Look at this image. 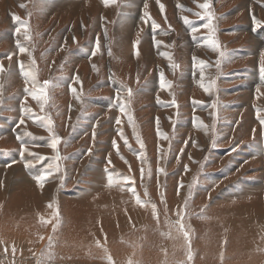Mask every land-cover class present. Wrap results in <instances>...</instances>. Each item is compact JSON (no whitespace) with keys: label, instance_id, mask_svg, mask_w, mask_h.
<instances>
[{"label":"rangeland","instance_id":"374dc122","mask_svg":"<svg viewBox=\"0 0 264 264\" xmlns=\"http://www.w3.org/2000/svg\"><path fill=\"white\" fill-rule=\"evenodd\" d=\"M204 2L159 0L158 4L157 0H116L106 5L104 0H0V65L3 66L0 71V264H18L13 262L18 260L17 256L4 251L10 244L2 241L7 230L2 228L6 225L13 232L16 221L21 218L27 223L29 216L39 223L31 228L40 238L45 236L41 230L49 224L50 234L53 233L57 218L56 228H62L59 231L65 236L66 231L91 229L94 225L87 223L88 220L99 222L103 237L95 234L94 241H99L102 248L92 255L94 258L85 259L87 264L109 263L104 246L111 252L112 260L129 264L122 261L123 250H113L124 249V245L130 246L127 252L130 256L132 252L131 261L134 256L140 257L136 264H142V258L146 264H159V258L161 264L178 261V264H264L263 250L262 254H257L258 248L257 253L247 251L260 238L264 240V187L255 186V193L248 189L260 181L264 183V128L257 118L258 114L264 117V81L256 79L264 66V0H211L214 38L224 57L208 47L209 31L203 27L207 19L196 15L204 11L199 7ZM145 12L150 19H141ZM13 15L20 20L14 21ZM183 17L190 23L185 24ZM24 21L26 29L21 26ZM153 21L160 26L158 29L153 30ZM254 22H259V26ZM17 27L21 28L19 33ZM193 27L198 29L195 34L191 31ZM97 38L100 49L92 56ZM137 40L139 44L134 49ZM154 40L161 43L156 45ZM19 47L28 49L31 56L28 52L20 53ZM137 50L139 55L135 54ZM161 52L169 53L171 62L180 67L170 68V60L160 55ZM25 57L32 65L38 85L44 87V81L50 82L45 88L46 101L34 100L25 92L26 87H32L23 75L24 65L28 63ZM194 57L197 62L203 60L210 65L205 69V83L215 81L211 94L199 86L200 74L193 67ZM217 59L221 61L219 67ZM161 71L171 82L170 88L159 87ZM75 76L79 77L78 81L73 79ZM129 88L131 97L127 93ZM77 90L80 99L76 98ZM117 90L127 108L124 113L113 103ZM173 99L178 107L171 105ZM217 100L220 106L213 116L210 105ZM22 102L30 113L22 114ZM22 116L23 124L19 123ZM42 116L52 120L53 130L61 138L56 151L49 147L50 134L39 119ZM117 117L121 119L119 126ZM200 121L208 127L201 126ZM121 130L127 145L119 135ZM163 134L169 139H162ZM18 136L22 139L18 140ZM137 136L145 143L143 149ZM114 139L117 148L112 147ZM21 145L28 149L23 158ZM141 152L145 166H140L137 160ZM57 153L61 155L59 160L55 159ZM125 159L131 163L130 167ZM26 163L33 167H25ZM50 164L58 165L59 170L53 169L54 174L46 179L45 186L38 188L33 177ZM185 165H189L188 171ZM158 168L164 172L158 174ZM109 172L113 175L111 185L107 179ZM5 175L8 180L4 179ZM124 176L132 179L124 181ZM181 182L183 187L178 195L177 186ZM189 185H193L191 194ZM240 185L244 187L240 189ZM130 189L141 201H147L143 207L136 203ZM186 197L189 199L184 207ZM152 204L156 205V216ZM181 208L186 215L182 222L185 230H190V241L184 239L178 225L173 226ZM253 212L259 214L261 221L255 227L256 233L252 228L240 227L243 220L251 221ZM75 223L79 229L73 228ZM189 243L193 250L191 261L187 259ZM221 256L226 257L222 260ZM20 261L22 264L25 260ZM29 261L34 264L32 259Z\"/></svg>","mask_w":264,"mask_h":264},{"label":"bare ground","instance_id":"6f19581e","mask_svg":"<svg viewBox=\"0 0 264 264\" xmlns=\"http://www.w3.org/2000/svg\"><path fill=\"white\" fill-rule=\"evenodd\" d=\"M9 3L11 4V1H9ZM12 5V4H11ZM47 12V11H46ZM39 13V12H38ZM10 17H12V16H10ZM40 17V16H39ZM27 27V26H26ZM25 29V28H24ZM8 36L10 35V34H7ZM6 35V36H7ZM11 39H12V37H10ZM14 38V37H13ZM155 44V43H154ZM206 44V43H205ZM164 46V45H163ZM260 46V45H259ZM107 48V47H106ZM163 49V48H162ZM14 54V53H13ZM27 54V53H26ZM25 54V55H26ZM193 54H194V52H193ZM17 55V54H16ZM23 56V55H22ZM19 57V56H18ZM17 57V58H18ZM135 57H137L136 55H135ZM115 58V57H114ZM25 59H26V61L28 62L27 64H25L24 65V69H26L25 71H32L33 72V70H32V65H31V63L28 61V59L25 57ZM155 59V58H154ZM167 59H169V58H167ZM96 61V60H95ZM141 62V61H140ZM20 63V62H19ZM18 63V64H19ZM169 64V63H168ZM20 65V64H19ZM22 65V64H21ZM142 66V65H141ZM9 67V66H8ZM174 72V71H173ZM257 72V71H256ZM188 73V72H187ZM259 73V72H258ZM3 74V73H2ZM78 74V73H77ZM150 74V73H149ZM175 74V73H174ZM257 74V73H256ZM165 75V74H164ZM198 75H199V73H198ZM197 76V75H196ZM244 76V75H243ZM261 76V75H260ZM260 76L258 77H256V79L257 80H262V81H264V79H262V78H260ZM206 77V76H205ZM245 78V77H244ZM198 79V78H197ZM196 79V80H197ZM29 82V81H28ZM31 82V81H30ZM115 82V81H114ZM113 82V83H114ZM199 82V81H198ZM208 82V81H207ZM117 83V82H116ZM262 83V82H261ZM118 85V84H117ZM170 91V90H169ZM247 91V90H246ZM76 97H77V95L79 96L80 95V92L77 90L76 91ZM80 97V96H79ZM35 100V99H34ZM183 100V99H182ZM26 102V101H25ZM27 103V102H26ZM41 103V102H40ZM130 103V102H129ZM29 104V103H28ZM127 104V103H126ZM38 105V104H37ZM40 105V104H39ZM241 105V104H240ZM193 106V105H192ZM163 110V109H162ZM207 110V109H206ZM209 110V109H208ZM125 111H127V108H125ZM194 111V110H193ZM207 112V111H206ZM199 113V112H198ZM201 113V112H200ZM208 113L210 114V112L208 111ZM9 116V115H8ZM192 116V115H191ZM198 116H199V114H198ZM202 116V115H201ZM209 116V115H208ZM210 116H211V114H210ZM43 117V116H42ZM172 119V118H171ZM203 119V118H202ZM256 119V118H255ZM177 121V120H176ZM201 122V121H200ZM199 122V123H200ZM39 126V125H38ZM208 127V126H207ZM20 128V127H19ZM198 129V128H197ZM201 130V129H200ZM264 130V129H263ZM202 131V130H201ZM205 131V130H204ZM207 134H208V131L206 132ZM16 134V133H15ZM24 134V133H23ZM124 134V133H123ZM164 135V134H163ZM192 135H194V134H192ZM198 136V135H197ZM73 137V136H72ZM160 137V136H159ZM192 137V136H191ZM17 138V137H16ZM141 138V137H140ZM193 138V137H192ZM214 138V137H213ZM163 139V138H162ZM33 140V139H32ZM2 141V140H1ZM94 142V141H93ZM161 142V141H160ZM32 143V142H31ZM191 143V142H190ZM145 144V143H144ZM161 145V144H160ZM192 145V144H191ZM193 146V145H192ZM198 146V145H197ZM162 147V146H161ZM109 148V147H108ZM163 148V147H162ZM191 148V147H190ZM198 148V147H197ZM8 150V149H7ZM14 150V149H13ZM192 152H194V151H192ZM46 153V152H45ZM25 154H26V152H25ZM60 154V153H59ZM197 155V154H196ZM199 155V154H198ZM61 156V155H60ZM195 156V155H194ZM238 158V157H237ZM189 159V158H188ZM83 160H85V159H83ZM137 160H138V162H139V165L141 166H145V164H144V161H145V157H144V155H143V159H141L140 158V153H138L137 154ZM6 161V160H5ZM50 162V161H49ZM125 162H126V166H128V167H130V164L131 163H129V161H127L126 159H125ZM160 163V162H159ZM193 163V162H192ZM82 165V164H81ZM80 165V166H81ZM189 166V165H188ZM10 168V167H9ZM32 169V168H31ZM34 169V168H33ZM80 169V168H79ZM191 169V168H190ZM142 170V169H141ZM108 171V170H107ZM117 171V170H116ZM135 171V170H134ZM140 171V170H139ZM263 172H264V168H263V170H262ZM217 172V171H216ZM6 173V172H5ZM218 173V172H217ZM52 174H54V173H52ZM183 174H185V173H183ZM226 174V173H225ZM257 174V173H256ZM26 175V174H25ZM237 175V174H236ZM27 176V175H26ZM223 176V175H222ZM264 176V175H263ZM262 176V177H263ZM99 177V176H98ZM144 177V176H143ZM191 177V176H190ZM220 177V176H219ZM251 177V176H250ZM253 177V176H252ZM260 177V176H259ZM258 177V178H259ZM218 178V177H217ZM237 178H240V176L239 175H237ZM236 178V179H237ZM4 179L5 180H8L9 178H8V176L7 175H5V177H4ZM25 179V178H24ZM99 179V178H98ZM254 179V178H253ZM186 180V179H185ZM217 180V179H216ZM219 180V179H218ZM222 180V179H221ZM238 180V179H237ZM33 181V180H32ZM50 181V180H49ZM54 180H52V182H53ZM242 181V180H241ZM48 182V181H47ZM46 182V183H47ZM56 182V181H55ZM33 183V182H32ZM242 183V182H241ZM246 183H249V182H246ZM8 184V183H7ZM34 184V183H33ZM52 184H54V183H52ZM51 184V185H52ZM239 184V183H238ZM35 185V184H34ZM37 185V184H36ZM45 186V185H44ZM48 186H49V184H48ZM255 186L256 187H264V183L263 182H261L260 181V184H253L251 187H248V189H251L254 193H255V191H254V189H255ZM5 187V186H4ZM240 187V189L242 188V187H244V186H242V185H240L239 186ZM246 187V186H245ZM6 188V187H5ZM38 188H39V186H38ZM254 188V189H253ZM4 189V188H3ZM64 189V188H63ZM160 190H161V188H159ZM247 189V188H246ZM264 189V188H263ZM250 190V191H251ZM261 190V189H260ZM41 192H43V190L41 191ZM243 192V191H242ZM248 192V191H247ZM252 192V193H253ZM161 193V192H160ZM251 193V192H250ZM251 193V194H252ZM253 193V194H254ZM49 194H51V193H49ZM237 195V194H236ZM96 196V195H95ZM255 196V195H254ZM258 197H260L259 195H258ZM135 198V197H134ZM177 198V197H176ZM216 198V197H215ZM47 199V198H46ZM208 199H210V197L208 198ZM50 200H51V198H50ZM57 200V199H56ZM181 200V199H180ZM52 202V201H51ZM181 203H182V200H181ZM176 204H178V203H176ZM230 204V203H229ZM126 205V204H125ZM181 205V204H180ZM127 206V205H126ZM176 207V206H175ZM182 207V206H181ZM262 209V208H261ZM264 209V208H263ZM186 210V209H185ZM210 210V209H209ZM213 210V209H212ZM211 210V211H212ZM214 211V210H213ZM239 211V210H238ZM264 211V210H263ZM244 212V211H243ZM219 214V213H218ZM242 214V213H241ZM252 214V215H251ZM251 214H248V215H251L250 216V220L251 221H247V220H243L244 222L243 223H240V227H244L245 226V228H252V229H254V231H255V227H256V225L258 226V225H260V223H261V221H260V216H259V214L257 213V215H255L256 214V212L254 213H251ZM243 215V214H242ZM264 215V214H263ZM262 215V216H263ZM173 216V215H172ZM186 216V215H185ZM190 216V215H189ZM188 216V217H189ZM214 216V215H213ZM218 216V215H217ZM104 217V215H102V218ZM212 217V216H211ZM24 218V217H23ZM104 218H106V217H104ZM221 218V217H220ZM219 218V219H220ZM44 219V218H43ZM118 219V218H117ZM28 220V222L30 223V224H27V223H25V222H23L22 221V219L20 218L18 221H16L17 222V225H16V229H15V231H17V232H15V231H13V232H9L8 231V228L9 227H6V225H4V227L2 228L3 230H6V232H5V238L2 240V241H4V242H8L10 245H9V247L7 248V250H4V251H8V252H10L13 256H17L18 257V260L17 259H14V263H21V261L20 260H25L22 264H32V262L31 261H29L30 259H32V261H33V263L34 264H38V261H39V264H64L63 262H66L65 264H87V263H89V262H86L87 260H85L86 258L88 259V258H94V256H92V255H94L96 252H98V248L99 249H101L102 248V246L100 245L101 243H99V245L96 243V241H94L96 238H95V234H96V236L97 237H100V236H102L103 237V233L104 232H102V226H101V224L99 223V222H94V223H92V221L91 220H88V222L87 223H91V224H93L94 226L91 228V229H87V230H84V231H82V232H76V231H74V232H69V231H66V236L65 235H63L59 230L60 229H62V228H60L59 230L57 229V228H55V230L53 231V233L52 234H50V224L47 226V228L45 229V230H41L42 232H40V233H43L42 235H45L43 238H45V239H41L38 235H37V233L34 231V229H32L31 227L32 226H36V225H39V223H37L36 222V220H33V219H30V216H29V218H26V221ZM47 220H49V219H47ZM107 220V218L105 219V221ZM109 220V219H108ZM186 220H187V217H186ZM50 221V220H49ZM110 221V220H109ZM221 221V220H220ZM117 222V221H116ZM115 222V223H116ZM127 222V221H126ZM217 222H219V221H217ZM251 222V223H250ZM184 223V222H183ZM185 223H187V222H185ZM223 223V222H222ZM29 225V229L28 228H25V226L26 225ZM110 224V223H109ZM134 224V223H133ZM188 224V223H187ZM190 224V223H189ZM127 225V224H126ZM175 224H173V226H174ZM41 226V225H40ZM65 226V225H64ZM115 226V225H114ZM118 226V225H117ZM135 226H136V224H135ZM135 226H134V228H135ZM172 226V227H173ZM262 226V225H261ZM38 227V226H37ZM37 227H35V230H36V228ZM97 229H96V228ZM119 227V226H118ZM129 227H132V226H129ZM143 227V226H142ZM239 227V228H240ZM73 228H76V229H79V225L77 224V223H75V225L73 226ZM122 228V227H121ZM238 228V227H237ZM259 228H262L263 229V227H260L259 226ZM52 229V228H51ZM119 229V228H118ZM143 229V228H142ZM177 229V228H176ZM188 229V228H187ZM251 229V230H252ZM113 229H111V231L110 232H113L112 231ZM133 230V229H132ZM244 230H246V229H244ZM10 231H12V229H10ZM37 231V230H36ZM128 231V230H127ZM127 231H124V233L125 232H127ZM131 231V230H130ZM143 231V230H142ZM175 231V230H174ZM190 231V230H189ZM239 231H240V229H239ZM247 231V230H246ZM250 231V230H249ZM248 231V232H249ZM257 231V230H256ZM256 231H255V233H256ZM260 231V230H259ZM263 231V230H262ZM7 233V234H6ZM121 233V232H120ZM123 233V234H124ZM246 233V232H245ZM251 234L252 233H254V232H250ZM261 233V232H260ZM263 233H264V231H263ZM119 234V233H118ZM127 234V233H126ZM151 234V233H150ZM149 234V235H150ZM168 234V233H167ZM170 234V233H169ZM174 234V233H173ZM237 234V233H236ZM239 234V233H238ZM237 234V235H238ZM246 234H248V233H246ZM0 235H2L1 233H0ZM109 235V234H108ZM145 235V234H144ZM161 235V234H160ZM165 235V234H164ZM171 235V234H170ZM169 235V236H170ZM191 235H192V232H191ZM195 235H197L196 234V232H195ZM253 235V234H252ZM251 235V236H252ZM261 235V234H260ZM116 236H117V234H116ZM141 236V235H140ZM172 236V235H171ZM170 236V237H171ZM174 236V235H173ZM183 236V235H182ZM181 236V237H182ZM220 236V235H219ZM218 236V237H219ZM49 237H52V243H51V245H49ZM121 237V236H120ZM130 237V236H129ZM139 237V236H138ZM160 237V236H159ZM162 237V236H161ZM246 237V236H245ZM126 238V237H125ZM137 238V237H136ZM143 238V237H142ZM154 238H155V236H154ZM167 238H168V236H167ZM240 238V237H239ZM35 239H38V241L35 243V244H33V242H34V240ZM107 239H108V237H107ZM119 239H121V238H119ZM119 239H118V241H119ZM170 239H172V238H170ZM169 239V240H170ZM174 239V238H173ZM172 239V240H173ZM177 239H179V238H177ZM183 239V238H182ZM243 239V238H242ZM130 240V239H129ZM158 240H160V239H158ZM168 240V239H167ZM166 240V241H167ZM171 240V241H172ZM154 241V240H153ZM179 241V240H178ZM178 241H176V242H178ZM197 241V240H196ZM264 240L262 239L261 240V238L257 241V243L253 246V247H250L252 250H249V248H248V250L247 251H250V252H253V250H255L254 252H256V249L258 248L260 251H258V253L257 254H262L263 252H262V250L264 251V242H263ZM140 242V241H139ZM150 242V241H149ZM161 242V241H160ZM184 243H185V241H183ZM226 241H224V243H225ZM0 243H2V242H0ZM206 243V242H205ZM105 244V243H104ZM126 244V243H125ZM132 244V243H131ZM173 244V243H172ZM187 244V243H186ZM193 244V243H192ZM194 244H195V242H194ZM196 244H198V243H196ZM220 244V243H219ZM254 244V243H253ZM253 244H251V245H253ZM2 245V244H1ZM108 245V244H107ZM114 245V244H113ZM135 245V244H134ZM137 245V244H136ZM140 245V244H139ZM142 245V244H141ZM175 245V244H174ZM173 245V246H174ZM126 246H128V245H124V249H119V248H115V249H113V250H119L120 252L122 251V261H125V260H127V262H129V261H131V256H133L132 255V252H131V256L128 254V252H127V249L130 247V246H128L127 248H126ZM165 247H167V245H164ZM172 246V245H171ZM186 246V245H185ZM185 246L183 247V248H185ZM197 246V245H196ZM249 246V245H248ZM142 247V246H141ZM176 247H178V246H176ZM204 247V246H203ZM202 247V248H203ZM206 247V246H205ZM152 248V247H151ZM156 248H157V246H156ZM161 248H162V246H161ZM168 248V247H167ZM182 248V249H183ZM192 248H194V247H192ZM31 249H33V250H31ZM104 250L106 249L107 251H105V256L107 257V256H111V258H112V254H111V252L108 250V248H107V246H104V248H103ZM155 249V248H154ZM160 249V248H159ZM164 249V248H163ZM171 249V248H170ZM178 249H179V247H178ZM177 249V250H178ZM186 249V248H185ZM200 249V248H199ZM206 250H208L207 248H205ZM131 250H133V248L131 249ZM130 250V251H131ZM136 250V249H135ZM140 250V249H139ZM158 250V249H157ZM156 250V251H157ZM187 250V249H186ZM194 250H195V248H194ZM159 251V250H158ZM167 251H168V249H167ZM170 251V250H169ZM174 251H176V249L174 250ZM173 251V253H175ZM193 251V250H192ZM204 251V250H203ZM40 252V253H39ZM116 252V251H115ZM114 252V253H115ZM163 252V251H162ZM184 252H185V250H184ZM195 252V251H194ZM198 252V251H197ZM155 253V252H154ZM161 253V252H160ZM164 253V252H163ZM163 253H161V254H163ZM170 253H172V252H169L168 254H170ZM177 253V252H176ZM209 253V252H208ZM49 254H51V258H49ZM102 254V253H101ZM135 254V253H134ZM158 254V253H157ZM178 254H179V252H178ZM183 254V253H182ZM181 254V256L180 257H183V255L185 254H183L182 255ZM187 254V253H186ZM201 254H203V253H201ZM204 254H206L207 255V252L206 253H204ZM213 254V253H212ZM253 254V253H252ZM153 255V254H152ZM165 255H167V254H165ZM177 255V254H176ZM217 255H218V253H217ZM216 255V256H217ZM255 255V254H254ZM253 255V256H254ZM10 256V255H9ZM159 256V255H158ZM162 256H164V255H162ZM175 256V255H174ZM0 257H2V256H0ZM146 257V256H145ZM152 257V256H151ZM170 257V256H169ZM204 257H205V255H204ZM204 257H202V258H204ZM210 256H208V258H209ZM226 257V256H225ZM225 257H223V256H221V259L223 260V258H225ZM13 258V257H12ZM118 258V257H117ZM137 258H140L139 256H134V258H133V260L131 261V262H133L134 264H136L137 262H135V261H138V259ZM153 258V257H152ZM168 258V257H167ZM178 258V257H177ZM200 258V257H199ZM163 259V258H162ZM171 258H169V260H170ZM188 259V258H187ZM196 259H197V257H196ZM206 259V258H205ZM6 260V259H5ZM100 260V259H99ZM115 260V259H114ZM114 260H112V264H118L117 263V261H114ZM142 260L143 261H141V263L142 264H146L145 263V261H146V259L145 258H142ZM167 260V259H166ZM207 260V259H206ZM250 260V259H249ZM98 261V260H97ZM108 261V260H107ZM161 259L159 258V261H158V263L159 264H161ZM173 261V260H172ZM184 261H185V259H184ZM7 262H9V261H7ZM139 262V261H138ZM154 262V261H153ZM153 262H151V263H153ZM166 262H168V261H166ZM181 262V261H180ZM193 262H194V260H193ZM5 263V262H4ZM154 263H156V262H154ZM176 263V262H175ZM178 263H179V261H178ZM177 263V264H178ZM188 263V262H187ZM230 263V262H229ZM260 263H261V261H260ZM92 264H96V263H92ZM98 264H105V263H98ZM109 264V263H108ZM123 264V263H122ZM157 264V263H156ZM170 264V263H169ZM192 264V263H191ZM197 264V263H196ZM244 264H246V262L244 263ZM259 264V263H258Z\"/></svg>","mask_w":264,"mask_h":264},{"label":"snow or ice","instance_id":"6c2138e0","mask_svg":"<svg viewBox=\"0 0 264 264\" xmlns=\"http://www.w3.org/2000/svg\"><path fill=\"white\" fill-rule=\"evenodd\" d=\"M104 3L106 5L109 4V3H116V0H104ZM157 3L159 4V0H157ZM147 6H148L147 3H145V8H147ZM21 7H23V5H21ZM199 7L201 9H203L204 11L203 12H200V13H196V15L199 16L201 19H205V18L207 19V23L203 24V27L206 28V29H208V31H209V37H208V40H207V45L213 51L219 52L220 57H224L225 56V53L222 52V51H220L219 44H218L217 40L214 38L215 32H216V28H215V26L213 24V20L215 19L214 14H213L212 11H210V9H211V0H205L204 3L199 4ZM160 9H161V12H163L164 5L161 4L160 5ZM146 18L150 19V17L148 16V13L147 12H145L143 14V16L141 17V19L142 20H145ZM182 19L184 20V23L185 24H189L190 23V21L188 20L187 17H183ZM13 20L14 21H19L20 18L17 17V16H15V15H13ZM254 23H256V25L259 26V22H254ZM26 24H27L26 21L21 22V26L22 27H25V29H26ZM159 27L160 26L158 24H156L155 21L152 22V28H153V30L158 29ZM20 31H21V28L20 27H17L16 28V32L19 33ZM191 31H192L193 34H195L198 31V29L195 28V27H193L191 29ZM25 38L26 39L29 38L28 37V34H27V30H25ZM73 39L75 40L74 37H73ZM17 43L19 45V42H17ZM154 43L156 45H159L161 42L154 40ZM138 44H139V40H137V41L134 42V44H133L134 49L136 48V46ZM99 49H100L99 38H97L96 45L92 49V53H91L92 56H95L97 54V52L99 51ZM19 51H20V53H25V52H28V49H26L25 47H19ZM28 54H29V56H31V52H28ZM109 54H111V53L109 52ZM135 54L136 55H139L138 50L136 51ZM160 55L166 56V57L169 58V60H170V65L169 66L173 70H176V69H178L180 67L178 64H176L174 62H171V57H170V54L169 53L161 52ZM193 61H194L193 67L199 69V74H200L199 86L204 90L205 93L211 94V92H212V90L214 88L215 81L214 80H209L207 83H205V69L208 68V67H210V65L206 61H203V60H200V61L197 62V60H196L195 57L193 58ZM220 62H221L220 59H217V61H216V66L217 67L220 66ZM34 63H35V61H33V64ZM21 68L23 69V65H21ZM93 68H95L94 65H93ZM0 71H3V66L2 65H0ZM23 75H24L26 81L30 80L31 81V84H32V87L31 88H28V87L25 88V92L28 93V94H30L33 99H36L38 101H41V100L46 101L47 96H46L45 88L47 87V85L50 82L49 81H44V87H40L38 85V82L36 80V76H35L34 72H32V71H24L23 72ZM261 75H262V79H264V66L261 67ZM73 79L76 80V81H78L79 80V77L78 76H75ZM69 87L71 88V90L73 91V93H75V89L72 88L71 85ZM159 87L161 89L166 88V87H168V88L171 87V82L170 81H167L165 79L164 73L162 71L159 74ZM257 92H259V88L257 89ZM127 93H128V96L131 97L132 96V89H130V88L127 89ZM76 98L77 99H80V97L78 95H77ZM157 100L159 101V98L158 97H157ZM113 103L116 106L119 107L121 113H124L125 112L126 105H125V103L123 102V100H122V98L120 96L119 90H117V95H116ZM171 105L178 107L176 105L175 99H173L171 101ZM218 106H220L218 100L217 101H213V103L210 105V107L214 110L212 112V115L213 116L216 115V111L215 110L218 108ZM43 107H44V104L41 103V109H43ZM30 111L31 110L29 108H26V107L23 106V102H22V107H21L22 114H28V113H30ZM257 118L259 120V123H260L261 127L264 128V117H261L258 114ZM39 119L44 122L43 126L47 128V130H48V132L50 134V141L51 142L49 144V147L53 151H56L57 150V145L60 143L61 138L53 130V122H52V120L49 117H41ZM128 120H129V123L132 122V117L130 115L128 116ZM19 123H21V124L24 123L23 116H22V118H21V120H20ZM116 124H117V126H119L121 124L120 117H117ZM201 126L207 127V126L203 125L202 122H201ZM93 128L95 129V126H93ZM215 130L216 129H215V121H214L213 122V126H212L213 133H215ZM25 135H30V134L29 133H25ZM119 135H120L121 139L124 140V143L127 145L128 141L123 136V131L122 130L119 133ZM93 136H95V131L93 132ZM17 139L20 140L22 138L18 136ZM136 139H137V142L140 145V148L143 149L144 148V144L140 140V137L137 136ZM163 139L168 140L169 138H168L167 135H163ZM215 139H216V137L214 135L213 145L215 143ZM185 143H187V141ZM112 147L113 148H117V142H116L115 139L113 140ZM27 151H28V149L24 145H21V149H20V156H21V158L24 157V153L27 152ZM181 151H183V149H181ZM32 155H35V154H32ZM164 157L165 158L167 157V152L166 151L164 152ZM140 158L143 159V152L140 153ZM39 159L42 160V159H44V157H39ZM55 159L56 160H59L60 159V156H59L58 153H57ZM177 159L179 160V156H177ZM190 159H191V157H190ZM110 163H111V161L109 160V164ZM25 167H29L30 168V167H33V165L31 163H26ZM53 169H55L56 171H58L59 170V166L58 165L50 164L42 172H40V174L35 175L33 177L39 187L43 188L44 182L46 181V179L49 176L52 175ZM106 171H107V169H106ZM185 171H188V166L187 165H185ZM162 172H164V169L163 168H158L157 169V173L158 174L159 173H162ZM141 173H142V178H143V175H144V170L143 169L141 170ZM107 179H108V184L111 185L113 183V175H112L111 172L108 173ZM131 179H132V177H130V176H124L123 177V180L124 181H130ZM182 187H183V185H182V182H181V184H179L177 186V194L178 195L180 194V190H181ZM188 187H189V191H190V194H191V189H192L193 185H189ZM130 191H132L133 196H136V193H135L134 190L130 189ZM145 196H147V192H145ZM161 199L163 200V193H161ZM188 199L189 198H187V197L185 198V205H184V207L187 206ZM136 203L139 204V205H141L143 207L144 204L147 203V201H141L140 197L139 196H136ZM49 207H52V205L49 204ZM151 208H152L153 216H156L157 215L156 205L155 204H152L151 205ZM184 215H185V212H184L183 208H181V210L177 212V216L179 217V219H177L175 221V225H178V231L183 234L184 239L186 241H190V233H189V231H186L185 230V225L182 222L183 219H184ZM58 223H59V219L57 218L56 224H58ZM56 224L53 225V229L54 230L56 228ZM41 239H43V237H41ZM51 243H52V237H49V245H51ZM97 244L99 245V241H97ZM105 251H107V250L105 249ZM49 258H51V254H49ZM187 258H188V261H191V259H192V251H191V248H190V243H189V249H188ZM107 260L109 261V264H112V258H111V256H107ZM38 264H39V261H38ZM129 264H132V262L129 261Z\"/></svg>","mask_w":264,"mask_h":264}]
</instances>
